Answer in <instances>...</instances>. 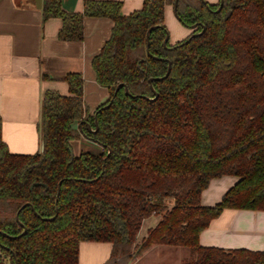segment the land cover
Wrapping results in <instances>:
<instances>
[{"label": "trees", "instance_id": "obj_1", "mask_svg": "<svg viewBox=\"0 0 264 264\" xmlns=\"http://www.w3.org/2000/svg\"><path fill=\"white\" fill-rule=\"evenodd\" d=\"M174 2L144 0L125 15L115 0H86L82 12L45 0L42 19H61V40H83L85 17L112 21L91 61L109 96L89 115L82 74L59 76L68 94L44 92L33 154L9 151L0 118V264H79L86 241L112 244L104 264H129L153 245L189 248L180 264H264V251L199 242L225 208L264 210V0H223L218 11L220 0H177L190 32L170 44L164 8ZM95 116L90 131L83 123L95 129ZM81 135L98 152L74 155ZM224 175L238 179L203 205Z\"/></svg>", "mask_w": 264, "mask_h": 264}, {"label": "crops", "instance_id": "obj_2", "mask_svg": "<svg viewBox=\"0 0 264 264\" xmlns=\"http://www.w3.org/2000/svg\"><path fill=\"white\" fill-rule=\"evenodd\" d=\"M85 1L61 0V6L67 12H82ZM115 1L121 2V12L127 15L141 9L144 0ZM44 3L45 0H0L1 137L12 153L33 154L41 149L39 122L44 92L55 90L68 94V84L59 76L69 72L82 74L83 102L89 115L109 96L107 89L97 83L91 61L109 38L112 21L107 17H85L83 40H61L58 31L62 21L58 17L43 21ZM174 15L176 17L174 5L166 4L164 23L170 44L190 32L179 27ZM175 29L180 32L175 33ZM72 148L73 154L78 155L74 141H71ZM237 179L234 175L212 179L201 193V203L214 205ZM199 242L226 250L264 251V210L225 208L200 233ZM162 246H151L129 264H137L141 256L153 249H158L162 258L166 252L158 248ZM111 249L110 242H81L79 264H104Z\"/></svg>", "mask_w": 264, "mask_h": 264}, {"label": "rangeland", "instance_id": "obj_3", "mask_svg": "<svg viewBox=\"0 0 264 264\" xmlns=\"http://www.w3.org/2000/svg\"><path fill=\"white\" fill-rule=\"evenodd\" d=\"M174 17H175V15H174ZM176 20L178 21L177 18H176ZM178 22L180 24L179 27L183 26L181 28H183L185 30L186 27H184V25H182L180 23V21H178ZM177 31H179V30L178 29L174 30L175 33ZM72 141H74L75 146H77L75 151L79 150L78 153H80L81 151H90V152H95V153L98 152V149H99L98 145L94 142L87 141L86 139L83 138L82 135L79 138L74 139ZM72 152H73V148H72ZM156 220H157V217H151L150 220H148L141 227V229L138 233V239H137L138 241H140L142 236L145 234L146 228L148 226L154 224ZM158 248H164V251H166L164 254H162L163 255L162 258L159 257L161 255L160 251H157L158 249H153L152 251L141 256L138 259L137 264H180L182 260L190 258V256H191V251L187 247L162 246V247H158Z\"/></svg>", "mask_w": 264, "mask_h": 264}, {"label": "water", "instance_id": "obj_4", "mask_svg": "<svg viewBox=\"0 0 264 264\" xmlns=\"http://www.w3.org/2000/svg\"><path fill=\"white\" fill-rule=\"evenodd\" d=\"M37 1H40V0H37ZM176 4H177V0H175V2H174V9L176 8ZM222 4H223V0H220V2H219V7L216 9V11L220 10V8L222 7ZM39 7H40V5H39ZM193 26H195V25H193ZM152 28H153V27H150V28L148 29V31H147V34H146L147 42H148V38H149V33H150V31H151ZM203 29H204V27H203ZM203 29H202V31H203ZM202 31H200V32H198V33H195V34H193L192 36L198 35V34H200ZM192 36H190V37H192ZM167 40H168V36L165 38V40H164V42H163L164 45H166ZM169 69H170V62H169V65H168V70H167V72H166V75H168V73H169ZM166 75H165V76H166ZM151 80H152V79H151ZM151 80H150V81H151ZM121 86L124 87V90H125L126 93H129V91H128V87H127L125 84H123V83H120V84L117 85V87H116V91H117V90L119 89V87H121ZM94 122H95V129H92L90 126H88V128H89L90 131H95V130L98 128V122H97V118H96V116H95ZM60 184H61V181L59 182L58 191H59V189H60ZM25 205H27V204H24L22 207H24ZM16 219L18 220V212H17V214H16ZM25 231H26V229L24 228L23 233H24ZM0 234H3V235L8 236L7 234H5V233H3V232H0ZM15 264H17L16 261H15Z\"/></svg>", "mask_w": 264, "mask_h": 264}]
</instances>
